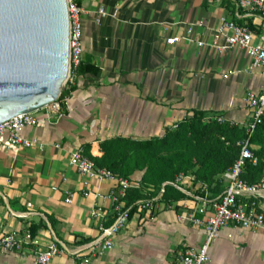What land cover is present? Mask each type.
I'll return each mask as SVG.
<instances>
[{"label": "crops", "instance_id": "1", "mask_svg": "<svg viewBox=\"0 0 264 264\" xmlns=\"http://www.w3.org/2000/svg\"><path fill=\"white\" fill-rule=\"evenodd\" d=\"M79 1L81 62L96 67L97 73L72 72L68 86L74 89L64 105L39 111V123L24 129L34 145L0 146V236L17 233L29 240L23 253L0 252V264H32L30 251L45 249L53 234L70 252L80 253L56 255L49 264H178L181 251L198 249L205 241L202 227L177 218L182 205H192L186 196L174 209L160 204L151 221L131 214L115 235L114 247L89 257L86 245L99 232L89 215L95 199L82 191L106 193L113 182L91 179L84 185V176L68 159L86 143L96 146L115 136L160 137L194 111L203 112L205 119L222 116L246 126L250 110L244 98L264 88V75L248 69L242 49L219 52L212 43L222 16L250 28L258 18L238 5L241 0ZM101 7L117 9V17H100ZM188 26L193 42H166L185 36ZM253 42L264 45V38ZM141 175L135 172L131 181L138 183ZM65 192L74 194L71 204L64 201ZM260 202L264 205V195ZM104 205L108 223L111 204ZM208 252L212 264H264V235L227 225Z\"/></svg>", "mask_w": 264, "mask_h": 264}, {"label": "built area", "instance_id": "2", "mask_svg": "<svg viewBox=\"0 0 264 264\" xmlns=\"http://www.w3.org/2000/svg\"><path fill=\"white\" fill-rule=\"evenodd\" d=\"M238 5L256 16L258 23L250 28L222 16L214 31L212 46L219 52L232 48L242 49L249 58L248 69L260 71L264 75V45L253 42L255 37L264 38V0H241ZM67 11L69 17V74L68 81L67 79L66 81L69 82L72 72L81 62L83 54L82 9L74 0H67ZM98 14L100 17H117L118 10L107 11L101 7ZM186 32L185 36L171 37L166 42L174 44L180 39L193 42L194 40L190 37L192 26H188ZM196 43L199 46L204 44L201 41H196ZM59 97L39 110L18 114L0 124V146L5 150H10L34 145L35 140L25 136L24 129L39 123L36 116L39 111L49 106L59 110L61 107ZM244 101L250 110V121L246 125L250 135L264 116V88L257 93L247 92ZM216 120L220 123L227 121L222 116H217ZM237 145L239 146V155L230 169L222 175L225 186L219 195L209 196L207 186L204 183H195V177L192 173H179L173 181L163 182L157 194H147L145 198L135 200L129 206H125L123 198L129 189L139 188V183H133L105 168L97 167L83 152L82 148L74 149L69 156L68 163L81 176H84V185L88 186L91 179H109L113 182L112 187L106 193L92 192L89 189L82 191L84 197L92 195L95 199L89 215L96 220L99 232L98 237L86 245L90 252L89 257L102 256L114 247V237L127 225L133 208L134 214L138 216L139 220L143 222L153 220L159 205L163 204L161 197L164 193V187L167 185L172 186L192 200V205L181 206L179 213H177L178 220H186L193 225L200 226L205 232V241L202 246L198 249L187 247L181 251L176 257L178 264H212L208 252L209 246L216 240L220 229L224 226L234 225L252 229L264 235V205L260 202V197L264 195V177L255 184H248L241 178L244 164L248 161L256 164L257 157L254 155L248 139L239 141ZM65 194L64 201L71 204L74 194L70 192H65ZM106 201L111 204L110 212L112 214L108 223V211L104 205ZM167 206L173 209L177 208V202L172 201ZM16 214L24 215V213ZM27 244H29L28 236L26 239L17 233H7L0 236V252L18 251L23 253L24 246ZM65 252L78 255L80 249L70 252L53 234V240L45 249L30 251L33 256L32 264H49L53 257ZM86 261H88L87 258H85Z\"/></svg>", "mask_w": 264, "mask_h": 264}, {"label": "trees", "instance_id": "3", "mask_svg": "<svg viewBox=\"0 0 264 264\" xmlns=\"http://www.w3.org/2000/svg\"><path fill=\"white\" fill-rule=\"evenodd\" d=\"M79 4V0H75ZM77 74L89 72L96 75L97 68L80 62L74 70ZM74 86L61 91V106ZM248 139L255 146L253 150L257 163L246 162L241 178L248 184L259 183L264 177V116L249 135L246 126L226 121L220 123L216 117L205 119V114L194 111L190 117L179 121L174 128L165 130L160 137L136 140L115 136L96 146L86 143L83 152L97 167L131 181L137 171L142 172L139 188H132L123 198L125 206L147 194H157L161 184L173 181L179 173H192L195 183H204L211 197L224 189L222 175L230 169L239 155L237 143ZM152 186V188H149ZM185 196L172 186H165L161 202L166 206L178 202ZM134 213V208L130 215Z\"/></svg>", "mask_w": 264, "mask_h": 264}, {"label": "water", "instance_id": "4", "mask_svg": "<svg viewBox=\"0 0 264 264\" xmlns=\"http://www.w3.org/2000/svg\"><path fill=\"white\" fill-rule=\"evenodd\" d=\"M68 42L67 0H0V124L59 97Z\"/></svg>", "mask_w": 264, "mask_h": 264}, {"label": "rangeland", "instance_id": "5", "mask_svg": "<svg viewBox=\"0 0 264 264\" xmlns=\"http://www.w3.org/2000/svg\"><path fill=\"white\" fill-rule=\"evenodd\" d=\"M67 81H68V79H67ZM67 81L64 83L63 89L66 87V83H67ZM63 89H62V90H63Z\"/></svg>", "mask_w": 264, "mask_h": 264}, {"label": "bare ground", "instance_id": "6", "mask_svg": "<svg viewBox=\"0 0 264 264\" xmlns=\"http://www.w3.org/2000/svg\"><path fill=\"white\" fill-rule=\"evenodd\" d=\"M67 77H68V76H66L65 80L67 79ZM65 80H64V81H65ZM64 81H63V83H64Z\"/></svg>", "mask_w": 264, "mask_h": 264}]
</instances>
